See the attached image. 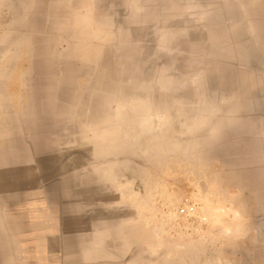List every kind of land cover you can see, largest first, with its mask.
<instances>
[{"label":"rangeland","instance_id":"rangeland-1","mask_svg":"<svg viewBox=\"0 0 264 264\" xmlns=\"http://www.w3.org/2000/svg\"><path fill=\"white\" fill-rule=\"evenodd\" d=\"M38 248L264 264V0H0V264Z\"/></svg>","mask_w":264,"mask_h":264},{"label":"crops","instance_id":"crops-1","mask_svg":"<svg viewBox=\"0 0 264 264\" xmlns=\"http://www.w3.org/2000/svg\"><path fill=\"white\" fill-rule=\"evenodd\" d=\"M113 257H114V253L112 254L103 253L102 258L100 259L101 262L90 263V261L87 259L88 262L86 264H125V260H119V258L115 259ZM15 259L19 261L21 264H47L46 262L48 259H49L48 261L50 262V264H52V262H55V260L57 262L59 261L58 264H69V263H66V261L69 260V257H66L65 253L64 255H62L61 253H57V254L51 253L49 256H47L46 250L39 249V248L35 252L28 251V253H21V254L19 253V255L15 257Z\"/></svg>","mask_w":264,"mask_h":264},{"label":"built area","instance_id":"built-area-1","mask_svg":"<svg viewBox=\"0 0 264 264\" xmlns=\"http://www.w3.org/2000/svg\"><path fill=\"white\" fill-rule=\"evenodd\" d=\"M189 210H190V211H193V210H194V208H193V207H191Z\"/></svg>","mask_w":264,"mask_h":264}]
</instances>
